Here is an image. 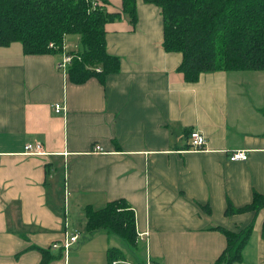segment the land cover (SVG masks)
Wrapping results in <instances>:
<instances>
[{
    "label": "crops",
    "instance_id": "crops-1",
    "mask_svg": "<svg viewBox=\"0 0 264 264\" xmlns=\"http://www.w3.org/2000/svg\"><path fill=\"white\" fill-rule=\"evenodd\" d=\"M106 8L122 11L123 0ZM137 8L135 24L124 13L106 23L107 49L121 62L103 79L65 75L62 49L0 46V264H40L42 249L52 254L47 264H214L227 245L219 226L250 223L232 264H264V207L227 212L229 202L242 207L264 194V70L188 80L182 53L163 46L161 8L145 0ZM63 41L80 48L76 33ZM193 129L205 148H190ZM36 141L42 151H28ZM240 148L248 159H230ZM116 198L135 210L138 258L107 229L86 230V207ZM66 229L80 232L68 255L53 246ZM110 246L127 259L111 260Z\"/></svg>",
    "mask_w": 264,
    "mask_h": 264
},
{
    "label": "trees",
    "instance_id": "trees-1",
    "mask_svg": "<svg viewBox=\"0 0 264 264\" xmlns=\"http://www.w3.org/2000/svg\"><path fill=\"white\" fill-rule=\"evenodd\" d=\"M109 0H0V46L20 41L25 53L61 50L65 34L80 37L79 50L69 66L72 80L82 82L92 75L103 77L120 67L121 58L107 49L106 23L127 14L138 20L137 0H123L122 11H109ZM161 8L163 46L180 51L179 64L185 77L195 81L213 70H264V0H145ZM53 41L59 47L49 46ZM101 66L100 70L96 67ZM264 207V194L254 191L253 201L242 207L228 203L227 212ZM86 230L105 228L117 235L138 258L135 210L125 198L105 206L86 207ZM227 245L214 264H232L243 258V249L253 231L250 223L238 230L219 226ZM264 237V229L262 232ZM40 264L52 254L42 249ZM112 259H127L118 246L108 248Z\"/></svg>",
    "mask_w": 264,
    "mask_h": 264
},
{
    "label": "built area",
    "instance_id": "built-area-1",
    "mask_svg": "<svg viewBox=\"0 0 264 264\" xmlns=\"http://www.w3.org/2000/svg\"><path fill=\"white\" fill-rule=\"evenodd\" d=\"M49 46L52 47H59V45L55 44L53 41L49 43ZM62 49V56L57 61V67L66 75L68 74L69 64L72 62L73 57L76 55L75 53L69 51L67 45L63 41L61 44ZM61 51V50H60ZM98 70L101 69V67H97ZM55 110L57 112L60 111H66V105L61 103H56L54 106ZM207 138L204 133L197 129H193L190 132V148L193 149H202L206 146ZM42 143L41 141L36 142H28L26 144V149L31 152H41L42 151ZM99 147V146H98ZM249 157V151L247 149H235L229 153V158L232 160L242 159L246 160ZM148 231H145L147 233ZM80 237L79 231H69L66 229L65 231V238L62 242H55L53 246L55 247H62L64 249V252L66 255L70 252L71 248L73 247V244L78 242V239ZM147 264H163L161 262L153 263L150 260L147 262Z\"/></svg>",
    "mask_w": 264,
    "mask_h": 264
},
{
    "label": "rangeland",
    "instance_id": "rangeland-1",
    "mask_svg": "<svg viewBox=\"0 0 264 264\" xmlns=\"http://www.w3.org/2000/svg\"><path fill=\"white\" fill-rule=\"evenodd\" d=\"M18 42H20V41H18ZM129 247V246H128Z\"/></svg>",
    "mask_w": 264,
    "mask_h": 264
}]
</instances>
